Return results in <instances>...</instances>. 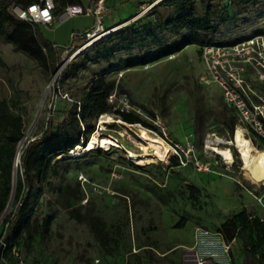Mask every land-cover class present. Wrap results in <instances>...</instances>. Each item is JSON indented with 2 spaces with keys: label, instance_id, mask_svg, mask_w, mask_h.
<instances>
[{
  "label": "rangeland",
  "instance_id": "1",
  "mask_svg": "<svg viewBox=\"0 0 264 264\" xmlns=\"http://www.w3.org/2000/svg\"><path fill=\"white\" fill-rule=\"evenodd\" d=\"M81 1L84 7L89 5V0ZM150 1H108L104 29L110 28L111 32L101 37L106 45L100 39L88 43L89 39L76 37L94 25L91 14H78L50 26L40 24L41 33L59 45L60 70L58 65L51 71L44 57H29L11 41L0 40V98L6 99L12 112L23 119L24 134L18 150L25 147L28 139L41 135L49 116L55 118V123L68 120L72 104L81 100L92 79L99 76L112 84L107 97L111 108L90 120L95 131L100 117L110 116L113 120L104 123L100 131L112 134L122 145L92 148L60 160L57 174L33 184L41 192L37 198H27L34 202L33 217L39 223L49 219L47 229L38 228L30 239L24 232L18 239L13 234L8 238L27 262L258 264V259L264 258V239L257 236L251 223L253 217L264 222V180L249 179L237 147L230 142L236 125L258 149H264V136L248 122L239 120L226 106L222 89L207 81L209 75L198 44H187L161 56L154 51L159 40L139 42L129 48L120 45L121 28L142 27L147 21L158 22L173 14L171 0L142 12ZM211 3L212 10H218L210 12L217 29L208 33L207 39L228 44L250 37L264 39V0L235 3L227 10L228 17L221 4ZM193 7L196 16L205 15L204 3L194 0ZM151 10L153 15H149ZM10 12L17 21L28 25L12 9ZM173 36L167 33L160 40L170 41ZM109 46L114 48L105 54ZM260 71L249 67L243 74L248 85L264 96V79H260L264 74ZM117 110L133 112L140 122L122 120ZM232 116L235 124L231 134L228 125ZM154 134L178 143L184 150H178L180 157L190 151L208 168L198 166L195 160L182 161L176 154L174 163L170 149L168 156H161L168 152L162 149L150 163L140 164L131 158V150L139 156L144 153L138 142ZM214 137L229 142L220 145L232 150L231 163L208 148ZM17 166L18 162L14 171ZM2 178L0 171L1 193ZM76 193L79 198H75ZM12 202L13 199L0 215V234L16 215ZM67 205L81 206L80 212L97 215L105 222L104 230L110 238L107 249L99 244L88 222L69 215ZM240 211L248 224L228 239L221 225ZM97 258L99 262L95 263Z\"/></svg>",
  "mask_w": 264,
  "mask_h": 264
},
{
  "label": "trees",
  "instance_id": "2",
  "mask_svg": "<svg viewBox=\"0 0 264 264\" xmlns=\"http://www.w3.org/2000/svg\"><path fill=\"white\" fill-rule=\"evenodd\" d=\"M34 1L38 0H0V40L11 41L15 47L21 49L29 57H44L47 67L51 71H55L60 62L59 45L48 40L41 33L39 23L30 24L16 16L19 20L28 24L26 25L23 22L17 21L10 12V9L14 5L26 7L27 4ZM54 1L56 5L55 14H58L59 10L64 9L68 4L81 3V0ZM57 1H60L59 10H57ZM163 1H159L156 5ZM199 1L204 3V16L199 17L194 13V0H171L174 7L173 14L166 16L158 22L147 21L142 27L138 26L131 29L126 26L121 28L118 31L121 34V38L119 39L120 45L124 48H129L139 42L145 43L150 40H159L160 42L156 44L154 51L158 56H161L179 50L187 44L196 43L200 47L205 43L212 42L211 39H207V34L217 29V22L210 16V12L216 13L218 10L216 8L212 10L213 4L210 0ZM245 1L248 0H240L239 2ZM214 7H217V5H214ZM230 7H223L225 8L223 11L225 17H228L227 10ZM149 15H153L152 10L149 12ZM128 29H131L129 33L126 36H122ZM167 33L174 34L172 39L170 41L160 40ZM99 39V42L107 44L104 39ZM113 48L114 46L105 47L103 52L105 54L110 53ZM79 54L83 56L82 51ZM111 88L112 84L106 82L103 76L94 77L88 88L84 91L81 100L72 104L68 120H61L55 123V118L49 116L41 135L26 141L25 147L21 150L19 166H17L15 177L12 204H15L16 215L6 222L3 232L0 234V238L2 237L7 242L5 256L11 261H14L10 252L11 248H17L15 244H11L8 241L11 234H13L14 239H18L20 234L24 232L25 236L30 239L34 233H37L38 228H44L45 231L49 224L48 218L39 223V220L33 217L35 210L34 202L29 198L33 196L37 198L41 192L40 188H34L33 184L35 182L41 184L48 180L49 175L57 174L56 165L60 160L75 157L70 156L69 152L78 143L81 144L80 142H82L85 144L88 136L94 131V122L90 119L110 111L111 105L107 102V97ZM116 113L126 122H140L139 117L133 112L117 110ZM234 124L235 116H232L228 125V130L231 134ZM144 125L148 126L149 124L145 123ZM23 134V119L21 115L12 112L7 100L0 98V171L3 174L2 193L0 192V215L4 211L10 197L17 144L22 139ZM167 153L161 156L164 157ZM64 155L68 156L65 157ZM60 156L62 157L59 158ZM172 159L176 163V156H172ZM75 190L77 191L78 188ZM75 198H79L77 193L75 194ZM80 207L77 206L75 208L67 205L66 209L69 215L77 221L88 222L99 244L107 249L110 238H108L107 232L104 230L105 222L97 215L80 212ZM251 223L255 227L257 236L264 239V222H260L257 218L253 217ZM247 224L248 220L245 219L244 212L240 211L224 221L221 229L226 232L228 239H232ZM0 263L4 264L1 259ZM28 263L34 264L38 262ZM258 264H264V258L260 257Z\"/></svg>",
  "mask_w": 264,
  "mask_h": 264
},
{
  "label": "built area",
  "instance_id": "3",
  "mask_svg": "<svg viewBox=\"0 0 264 264\" xmlns=\"http://www.w3.org/2000/svg\"><path fill=\"white\" fill-rule=\"evenodd\" d=\"M108 1L111 0H89L87 7H84L82 1L77 4H68L62 12L55 14L54 0H38L27 4L26 7L14 5L12 11L18 18L30 24L39 23L45 26L78 14H91L94 17V25L76 34V37L96 41L101 38L100 31L105 27L104 15L108 8ZM155 1L158 3L161 0H151L144 9L147 7L148 10L151 9ZM213 1L225 7L232 6L240 0H210V2ZM199 52L209 75L207 81L216 83L222 89L226 106L236 114L239 120L248 122L260 135L264 136V96L259 95L248 85L243 74L249 67L260 69V72L264 74L262 70L264 69V39L250 37L245 41H236L232 44L209 42L200 46ZM60 68L61 65L57 70ZM260 79H264V76H260ZM166 142L172 147L171 156L176 154L180 157L178 150L184 151L180 145L172 141ZM180 158L182 161L185 159L186 162L195 160L198 166L208 168L207 165L198 162L190 151L185 154L184 158ZM6 248L7 242L1 237L0 259L4 264H29L16 247L11 248V256L14 259L11 261L5 256ZM94 261L98 263L99 259Z\"/></svg>",
  "mask_w": 264,
  "mask_h": 264
},
{
  "label": "bare ground",
  "instance_id": "4",
  "mask_svg": "<svg viewBox=\"0 0 264 264\" xmlns=\"http://www.w3.org/2000/svg\"><path fill=\"white\" fill-rule=\"evenodd\" d=\"M157 4V1L153 3V6ZM148 7L145 9V11ZM144 12V11H142ZM111 29H103L100 31L101 37L109 34ZM93 41H89L88 43H92ZM87 43V44H88ZM86 44V45H87ZM85 45V46H86ZM89 45V44H88ZM75 55V54H74ZM113 119L104 114L100 117L99 124L97 130L93 131L89 136L88 140L84 145L77 144L70 152L69 155H81L88 152L92 148H111V147H121V143L119 140L110 133L101 132L100 129L104 127V123L112 121ZM243 129L236 125L235 131L233 133V137L231 138V144H234L239 151L240 158L242 160L243 168L249 175V179L253 182H258L264 180V149H258L254 147L251 141L244 136ZM211 145H208L212 151L217 154H220L223 160L226 163H231L234 160V154L232 150L228 146H221L220 144H228L229 142L220 137H214L209 141ZM22 141L18 143L17 150L20 148ZM138 144L144 150V153L139 156L134 151H130V157L137 160L138 163H150L151 161H155L162 151V149L173 152L172 147L169 143H167L163 138L159 135H152L149 137H143L142 142H138ZM168 153L166 156H168ZM165 156V157H166ZM17 165V163H16ZM196 264H202V262L196 261Z\"/></svg>",
  "mask_w": 264,
  "mask_h": 264
},
{
  "label": "water",
  "instance_id": "5",
  "mask_svg": "<svg viewBox=\"0 0 264 264\" xmlns=\"http://www.w3.org/2000/svg\"><path fill=\"white\" fill-rule=\"evenodd\" d=\"M81 145H84V143H81ZM20 154L21 152L19 150H17L16 152V156H15V160H14V164H13V176H12V188H11V193H10V197L9 200L7 202L6 207L4 208V211L2 212L1 217L4 215V212L7 208V206L11 203L12 199H13V194H14V189H15V177H16V169L14 171V166H16V163H19L20 160ZM65 157H67L68 155H64ZM70 156H75V155H70Z\"/></svg>",
  "mask_w": 264,
  "mask_h": 264
},
{
  "label": "crops",
  "instance_id": "6",
  "mask_svg": "<svg viewBox=\"0 0 264 264\" xmlns=\"http://www.w3.org/2000/svg\"><path fill=\"white\" fill-rule=\"evenodd\" d=\"M111 1H116V0H111ZM121 1H125V0H121ZM108 13V12H107ZM108 15V14H107ZM107 15H105L106 16V18H107ZM105 18V17H104ZM104 23H105V20H104ZM88 29V28H87Z\"/></svg>",
  "mask_w": 264,
  "mask_h": 264
},
{
  "label": "snow or ice",
  "instance_id": "7",
  "mask_svg": "<svg viewBox=\"0 0 264 264\" xmlns=\"http://www.w3.org/2000/svg\"><path fill=\"white\" fill-rule=\"evenodd\" d=\"M33 10H35V9H33ZM45 15H46V13H45Z\"/></svg>",
  "mask_w": 264,
  "mask_h": 264
}]
</instances>
